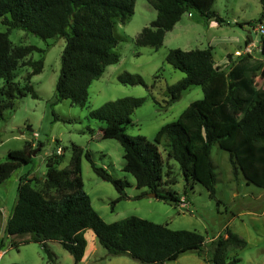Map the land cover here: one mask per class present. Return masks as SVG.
I'll return each instance as SVG.
<instances>
[{
    "label": "trees",
    "instance_id": "obj_1",
    "mask_svg": "<svg viewBox=\"0 0 264 264\" xmlns=\"http://www.w3.org/2000/svg\"><path fill=\"white\" fill-rule=\"evenodd\" d=\"M147 1L156 10V16L137 35V45L159 48L165 33L188 11H194L206 21L224 22L212 9L214 0ZM259 3L260 15L251 23L252 27L264 26V0ZM134 5L135 0H0V23L6 26L5 31L0 30V118L17 97L27 93L37 96L30 79L43 67L42 57L32 60L28 56L33 51L44 50L34 45H13L9 39L11 29H21L43 39H65L55 83V101L67 99L84 105L90 84L101 76L107 65L119 60L113 51L117 45L113 18L127 19L133 14ZM248 42L250 36L245 40ZM259 48L264 55V33L260 34ZM227 57L229 65L225 69L214 63L212 45L193 50L169 49L165 61L184 76L167 87L166 105L178 100L193 85L201 87L203 96L190 102L175 120L160 126L152 141L143 135L131 136L125 132L131 114L145 97H120L89 111V117L104 123L103 136L114 138L121 145L122 169L132 174L138 187L147 188L137 197L155 192L166 203L176 206L180 202L176 192L160 190L161 185L172 183L174 178H170L171 170L167 169L163 179L159 145L167 159L178 163L186 183L193 180L202 184L210 197L215 198L216 175L210 160L214 143L228 151L234 175L240 171L246 182L264 188V87L255 86L256 68L248 63V55L242 56L239 63H231V54ZM22 66L31 67V71L26 75V84L19 87L14 79ZM117 80L122 84L146 86L137 73L124 71L117 75ZM57 148L59 153L55 151L46 158L44 176L29 179L27 172L18 179L16 198L5 221L11 246L33 241L50 255L48 243L55 241L78 262L87 245L85 232L90 229L106 249V256L126 254L144 264H162L191 250L210 264L237 263L236 257L229 256L245 247L246 241L228 229L205 244L204 236L198 232L173 230L166 224L136 216L105 222L84 191L82 157L98 176L116 189L118 195L111 205L128 197L127 181L97 166L91 153L75 144L71 146L68 166L60 168L66 148L59 144ZM34 149L26 141L22 148L8 151L6 159L0 161V184L20 166L32 163ZM33 182H38L40 187H34ZM51 190L55 191L54 195L46 193Z\"/></svg>",
    "mask_w": 264,
    "mask_h": 264
},
{
    "label": "rangeland",
    "instance_id": "obj_2",
    "mask_svg": "<svg viewBox=\"0 0 264 264\" xmlns=\"http://www.w3.org/2000/svg\"><path fill=\"white\" fill-rule=\"evenodd\" d=\"M212 9L224 22L217 23L214 19L206 21L194 11L185 12L173 28L165 33L162 45L153 48L149 45H137L136 37L142 28L150 25L156 16V10L147 0H135L130 17L123 21L113 18V33L117 38L113 51L118 54L119 60L107 65L101 76L90 84L88 99L84 105L73 104L67 99L55 101V83L60 71V56L65 39H43L21 29L10 30L9 39L13 45H34L44 52L33 51L28 56L32 60L43 58L41 72L30 79L37 96L27 93L17 97L13 106L6 108L3 118H0V161L6 159L8 151L22 148L26 141H30L31 146L35 147L32 163L20 166L0 184V238L4 242L0 248L4 250L0 256V264H79L57 242L48 245L51 252L48 255L39 243L33 241H23L17 246H11V240L5 232V221L16 198L20 175L29 172V179L44 176L46 158L57 152L58 144L66 148L60 168L68 166L71 146L75 144L88 150L97 166L104 167L113 177L127 181L125 193L128 197L111 205V201L118 195L116 189L109 181L98 176L88 160L82 157L84 191L89 195L92 207L105 222L136 216L166 224L173 230L198 232L206 241L209 240L207 244L216 236L223 235L227 229L232 231L235 223V227L245 234L248 245L231 252L229 257H236V264H264V215H260L264 205V188L246 182L240 171L234 175L227 150L220 148L218 143L211 146L210 160L216 175L213 198L202 184L193 180L186 183L178 163L171 158L167 159L165 151L159 145L163 157V179L166 178L167 169L171 170L170 178H174L172 183L161 185L160 190L174 191L179 197H184L189 208L181 209L178 205H171L159 198H147L145 195L137 197L147 188L138 187L132 174L122 169V147L114 138L103 136L104 123L89 117L90 110L106 101L125 96L145 97V101L131 114V122L126 125L125 132L131 136L143 135L152 141L160 126L175 120L190 102L203 96L201 87L193 85L184 90L178 100L166 105L167 87L184 76L182 71L165 61L169 49L193 50L212 45L214 63L227 69V55L241 54L245 40L250 36L254 42L252 49L255 54L264 59L257 48L260 37L258 25L251 26L260 15L259 0H214ZM0 30L5 31L6 26L0 23ZM251 66L256 68L253 77L255 86L264 87V62L256 60ZM30 71L29 66H22L17 70L14 81L19 87L26 84V75ZM124 71L141 75L146 86L120 83L117 75ZM38 143L41 145L37 146ZM37 183L33 182L32 185L39 188L40 184ZM46 193L54 195L55 191ZM257 197L262 200L261 203ZM248 208L258 215L242 214L239 219L231 221L233 213L243 212ZM89 231L93 233L92 230ZM18 239L20 238H16ZM97 245L98 251L106 254V249L99 242ZM195 253L190 250L180 254L177 260L162 264H196L199 258ZM120 258L123 256L114 259ZM127 259L129 263L144 264L130 257ZM96 264L104 263L100 261Z\"/></svg>",
    "mask_w": 264,
    "mask_h": 264
},
{
    "label": "crops",
    "instance_id": "obj_3",
    "mask_svg": "<svg viewBox=\"0 0 264 264\" xmlns=\"http://www.w3.org/2000/svg\"><path fill=\"white\" fill-rule=\"evenodd\" d=\"M246 45H252V48L254 47V42L252 40V37H250V42L248 43H244V49H245V46ZM257 48L260 50L259 48V42H258V45H257ZM242 51L241 54L239 55H235L233 56V54L231 55V63H239L240 59L242 58V56L244 55H248V63L251 65L254 61L256 60H259L260 63L261 62H264V59L262 56H257L254 52V49L251 50L250 53H246L245 51ZM236 51V50H235ZM236 56V57H235ZM228 61V57H227V60H226V63ZM230 63V62H229ZM228 64V63H227ZM226 64V65H227ZM229 65V64H228ZM231 65V64H230ZM237 194H239V191L237 192ZM147 198H155V199H158L157 197H152V196H149L148 193L145 195ZM181 198V197H180ZM259 202L261 203L262 200L257 197ZM257 200V199H256ZM254 202V201H253ZM243 206V205H242ZM242 206H238V207H242ZM248 206V205H247ZM261 206H257V208H260ZM242 214H247V215H258V213L256 211H253L251 210L250 208L246 209V210H243V212H237V213H233V219L231 220L233 222L234 219L236 218H240V216H242ZM260 215H264V205L262 207V209L260 210ZM240 221L242 223L243 220L240 219ZM232 232L236 233L238 236H240L241 238L245 239L246 241V246L248 245V240L246 239L245 237V234L243 232H241V230H238L236 227H235V223L233 224L232 226ZM9 240H10V237L8 236ZM85 238L87 240V245H86V249H85V253L83 255V257L81 258L80 261L76 262V263H79V264H96V263H99L100 261H102L104 264H133L132 262L129 263L128 259L130 256L129 255H126V254H122V255H115V256H106L105 253L101 252V251H98L99 250V247L97 245V242L96 241V236L94 233H91V231L87 230L85 232ZM90 239V240H89ZM98 240V239H97ZM209 242L205 240V244H207ZM0 245H2L4 242H3V239L0 238ZM50 243H55V241H52V242H49L48 245ZM58 243V242H57ZM59 244V243H58ZM60 245V244H59ZM61 246V245H60ZM1 248V246H0ZM196 256L199 258V262H197L196 264H209L207 263L206 261H204L200 256H198L197 253H195ZM123 256V258H120V259H114V258H118V257H121ZM130 259L136 261L135 259H133L132 257H130ZM178 259V258H177ZM176 259V260H177ZM75 262V261H74Z\"/></svg>",
    "mask_w": 264,
    "mask_h": 264
},
{
    "label": "built area",
    "instance_id": "obj_4",
    "mask_svg": "<svg viewBox=\"0 0 264 264\" xmlns=\"http://www.w3.org/2000/svg\"><path fill=\"white\" fill-rule=\"evenodd\" d=\"M257 29H258V31H259L260 34L264 33V26H263V25H258V26H257ZM251 50H252V45H246V46H245L244 51H245L246 53H250ZM235 53L238 54V52H235ZM59 152H60V148L57 149V153H59ZM178 206H179V208H181V209H188V208H189V204H188V202L185 200L184 197H181V198H180V202H179ZM3 253H4V250H1V249H0V256H1Z\"/></svg>",
    "mask_w": 264,
    "mask_h": 264
},
{
    "label": "water",
    "instance_id": "obj_5",
    "mask_svg": "<svg viewBox=\"0 0 264 264\" xmlns=\"http://www.w3.org/2000/svg\"><path fill=\"white\" fill-rule=\"evenodd\" d=\"M32 154L34 155V152ZM148 195L152 196V197H156V193L155 192H149Z\"/></svg>",
    "mask_w": 264,
    "mask_h": 264
}]
</instances>
